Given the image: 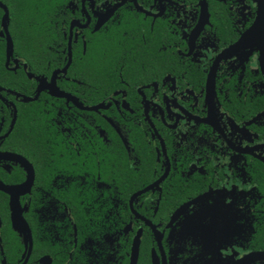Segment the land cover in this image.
<instances>
[{"label": "flooded vegetation", "instance_id": "obj_1", "mask_svg": "<svg viewBox=\"0 0 264 264\" xmlns=\"http://www.w3.org/2000/svg\"><path fill=\"white\" fill-rule=\"evenodd\" d=\"M258 11L0 0V264H264Z\"/></svg>", "mask_w": 264, "mask_h": 264}, {"label": "water", "instance_id": "obj_2", "mask_svg": "<svg viewBox=\"0 0 264 264\" xmlns=\"http://www.w3.org/2000/svg\"><path fill=\"white\" fill-rule=\"evenodd\" d=\"M258 3H259L258 16L256 18V21H255L253 27H252L251 33L253 34L254 29H258L260 31V35H261L262 40H264V0H258ZM250 35H247L245 38H247ZM18 224H19V218H16L13 215V226H14V228L18 227Z\"/></svg>", "mask_w": 264, "mask_h": 264}, {"label": "snow or ice", "instance_id": "obj_3", "mask_svg": "<svg viewBox=\"0 0 264 264\" xmlns=\"http://www.w3.org/2000/svg\"><path fill=\"white\" fill-rule=\"evenodd\" d=\"M0 35H2V33H0Z\"/></svg>", "mask_w": 264, "mask_h": 264}]
</instances>
